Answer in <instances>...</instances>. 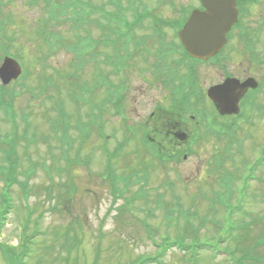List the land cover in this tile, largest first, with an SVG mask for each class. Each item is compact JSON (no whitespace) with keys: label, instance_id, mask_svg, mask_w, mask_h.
<instances>
[{"label":"rangeland","instance_id":"obj_1","mask_svg":"<svg viewBox=\"0 0 264 264\" xmlns=\"http://www.w3.org/2000/svg\"><path fill=\"white\" fill-rule=\"evenodd\" d=\"M92 1L90 4L95 3L98 8L90 9V26L87 23L73 31L69 29V23L57 28L50 25L45 29V41L37 34L39 20H45L46 27L51 19L44 3L42 7L38 5L40 10L37 5L28 6V0H0V29L4 27L5 30L0 33V61L7 52L20 59L23 69L20 80L10 82L4 90L0 85V135H11L15 123L18 131L26 125L29 135L34 133L36 137L33 142L22 139L15 142L19 161L15 167V181L8 187L11 207L5 214V224L0 232V264H17L20 260L21 264H191L189 256L195 264H229L230 256L220 253L223 251L216 249L213 256L212 250H203L198 244L211 242L220 250L225 247L231 250L253 248L259 237L264 240V168L258 172L260 181H248L250 190L241 200L242 211L232 216L237 224L245 221L249 226L235 231L233 236L236 238L231 240L217 230L224 209L220 207L210 212L209 203L198 193L199 187L210 195V185H214L220 172L213 171V177L206 172L213 168L210 161L217 153L223 157L222 166L231 176L230 201L235 204L239 200L240 195L232 186L238 184L244 163L253 160L259 143L264 142V123L261 122L264 115L260 119L254 114L253 124L257 125L252 128L251 136L246 137L242 149L228 157L231 160L222 154L220 141L202 137L193 149L189 147L192 154L180 164L159 165L147 154L141 136L147 132L156 142L167 145L168 142L162 140L164 136L155 133L156 123L151 131L143 126L154 107L172 105L169 101L171 93L156 84L158 74L151 70L154 57L145 59L143 53L127 59L124 65L127 91L129 88L130 97L136 100L116 105L108 103L98 108L97 115L93 114V124L90 102L99 106L102 91H97L90 99V36H99L96 28L99 24L91 17L102 25L112 24L103 17L107 12L116 13V8L107 0ZM106 2L109 8L104 7ZM120 2L125 8L123 14L131 15V1ZM189 2L138 0L135 9H148L164 19H183L182 5ZM103 9L106 12L102 15ZM9 15L12 16L10 21ZM67 15L65 18L69 17ZM49 22L55 24L56 20ZM50 28L59 38H65L64 43L56 45L58 39ZM144 33L138 32V35ZM76 40L79 44L69 50L67 46ZM148 44L153 47L149 50L150 56L157 44L154 41ZM81 48L77 55L75 51ZM238 56L231 60L232 64L245 63V56ZM201 72L198 76L203 86L218 80L212 70ZM235 74L244 77L239 69H235ZM135 90L139 94H135ZM8 91L14 94L12 113H8L10 108L1 100V93ZM263 97L260 96L259 101ZM60 107L69 116L67 122L71 126L64 134L68 139L63 137L59 126L55 131L52 128V121L60 120ZM97 125L101 126L102 136ZM169 144L174 145L171 141ZM188 145L181 144L178 151L185 152ZM108 153H111V168L117 174H123L121 178L132 172L146 173L147 179L141 178L143 186L140 187L138 182L125 186L121 180L111 184L107 178L111 174H106L107 179H103ZM29 160L33 167L28 165ZM0 166H5L1 154ZM2 177L0 173V195L5 188ZM214 189L226 193L223 188ZM114 190L118 191L117 196ZM119 191L122 192L120 195ZM147 193V199H141ZM190 210L197 211L199 218L191 220L195 213L191 214ZM204 217L206 221L201 224ZM171 241L191 247L185 254L175 246L160 250L161 244ZM23 243L27 251L21 257ZM254 250L255 256L264 258V246ZM233 252L235 257L239 255V252Z\"/></svg>","mask_w":264,"mask_h":264},{"label":"flooded vegetation","instance_id":"obj_2","mask_svg":"<svg viewBox=\"0 0 264 264\" xmlns=\"http://www.w3.org/2000/svg\"><path fill=\"white\" fill-rule=\"evenodd\" d=\"M257 1V2H256ZM245 6H249V16L245 20L244 19V12L243 8ZM237 8L239 12L238 20L237 22L232 26V33L230 40L226 42V47L228 50H223L221 54L224 55L225 58L218 59L215 61V65L213 63H208L203 65L201 68H194L192 65L189 66V68H186L178 73L179 77H183L186 74H189L190 72L196 73L197 75L202 73L201 70L207 71L212 70V75L215 73H220L221 69L224 64H226V61L233 60L234 58H239L238 55H240V47L243 52L247 53V56H250V51L253 53L254 56H256L257 61L254 59L248 62V64H243V62H237V64H230V74H235V69H240L241 72L244 74V76H252L254 77L258 83L260 84V81L264 83V0H239L237 1ZM255 42H258L255 44ZM247 47H250V51ZM224 45V47H225ZM258 47V48H256ZM261 48L263 56L261 58L257 57L255 49ZM170 53H163L162 57L165 59H169L167 63L170 65V67L178 66L181 67L187 63L189 60H197L190 58L189 56H183L180 53L177 52L175 45L171 44ZM260 50V49H259ZM142 54V53H141ZM154 60L152 61V64H156L155 66L151 67V70L155 73L158 72L161 68L162 60L156 58L155 56ZM202 64V63H201ZM175 70V69H174ZM238 77V74H235ZM244 78V77H243ZM241 78V79H243ZM253 90L249 89L248 91ZM247 91V92H248ZM154 121L157 120V116H154V114L151 116ZM184 122V121H183ZM179 124H181L180 121L174 122L170 124L166 129V134L169 138H171V141L177 142L174 140L177 134V127H179Z\"/></svg>","mask_w":264,"mask_h":264},{"label":"water","instance_id":"obj_3","mask_svg":"<svg viewBox=\"0 0 264 264\" xmlns=\"http://www.w3.org/2000/svg\"><path fill=\"white\" fill-rule=\"evenodd\" d=\"M217 1L221 2V0H217ZM209 3L213 4V2H209ZM218 5H219V3L217 2V6ZM216 10L219 12L220 11V7H216ZM221 14H222V12L221 13L219 12L217 15H221ZM192 17L193 18H191V21L188 24H186L185 28L180 32V35L183 38V40H184V42L186 44V47L189 50V52L191 54H193V55H199L200 56L202 54L201 53L202 49H205V48L196 47L195 43L192 40V38L194 36H193V30H192V27H190V24L192 23V20H194L197 17L196 13L193 14ZM218 17H220V16H218ZM207 34L208 35H201V36L203 38H205L206 40H208L209 36H212L214 33L208 32ZM215 44L217 45V39H216V42L208 44L206 49H205V51L203 53H207L210 50L214 49L215 48ZM18 72L19 71H18L16 63L14 61L10 60V59H6L4 64L2 65V67L0 68V77H1V79L3 81V83H7L11 78L16 77ZM222 87H219V89L222 88ZM213 90H216V88H214ZM213 90H212V94L214 92ZM231 90H232V88H231ZM234 96H235V94H234ZM225 97L229 98L228 93L225 95ZM221 98L224 99V96L222 95Z\"/></svg>","mask_w":264,"mask_h":264},{"label":"trees","instance_id":"obj_4","mask_svg":"<svg viewBox=\"0 0 264 264\" xmlns=\"http://www.w3.org/2000/svg\"><path fill=\"white\" fill-rule=\"evenodd\" d=\"M68 2V3H67ZM58 5L62 6L63 8H65V10H74V9H78L80 11V13L84 12V9H86V7L83 8V6H85V4L80 3L79 0H61L58 2ZM76 11V10H75ZM83 17H81L80 20H78L80 23L82 22ZM5 178H9V175L5 174L4 175ZM8 207V202L7 199H4V208ZM2 211L0 213V225L2 224Z\"/></svg>","mask_w":264,"mask_h":264}]
</instances>
